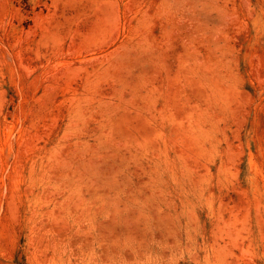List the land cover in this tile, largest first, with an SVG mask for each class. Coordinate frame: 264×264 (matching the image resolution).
Wrapping results in <instances>:
<instances>
[{
  "label": "rangeland",
  "instance_id": "374dc122",
  "mask_svg": "<svg viewBox=\"0 0 264 264\" xmlns=\"http://www.w3.org/2000/svg\"><path fill=\"white\" fill-rule=\"evenodd\" d=\"M0 264H264V0H0Z\"/></svg>",
  "mask_w": 264,
  "mask_h": 264
}]
</instances>
